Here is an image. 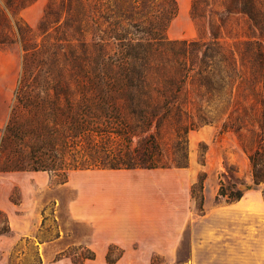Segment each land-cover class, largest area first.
<instances>
[{
    "label": "trees",
    "instance_id": "obj_1",
    "mask_svg": "<svg viewBox=\"0 0 264 264\" xmlns=\"http://www.w3.org/2000/svg\"><path fill=\"white\" fill-rule=\"evenodd\" d=\"M35 1L0 0V50L22 54L0 172L64 184L79 169L187 167L190 131L215 124L251 165L220 179L216 198L264 184V0H192L203 36L191 40L167 37L176 0H49L34 29L20 14Z\"/></svg>",
    "mask_w": 264,
    "mask_h": 264
},
{
    "label": "rangeland",
    "instance_id": "obj_2",
    "mask_svg": "<svg viewBox=\"0 0 264 264\" xmlns=\"http://www.w3.org/2000/svg\"><path fill=\"white\" fill-rule=\"evenodd\" d=\"M48 1L36 0L26 7L20 14L23 20L36 29ZM176 1L178 12L169 24L167 37L189 40L202 37L201 23L191 16L192 0ZM21 55L19 47L0 50V129L15 101ZM188 147L189 165L168 168L169 174L157 178L158 187L152 186L148 178L133 173L141 168L122 169L114 171L117 190L127 194L151 190L178 192L183 198L190 184L189 217L177 252L179 261L172 264H191L188 262L191 256H195L192 264H264V184L249 190L238 202L216 198L220 179L250 176L249 159L236 136L219 134L215 124L204 125L190 131ZM99 172L101 169L96 168L74 170L64 184L45 172H0V210L5 212L11 226L10 233L0 235V264H79L78 255L87 254V249L93 250L96 257L83 264H119L116 261L125 249L112 244L110 251L99 255L92 246L93 224L75 218L70 209L78 196L77 176ZM199 176L205 177L202 191ZM194 184L195 196L191 193ZM138 250L134 244L133 254ZM149 264L169 263L161 255L153 254Z\"/></svg>",
    "mask_w": 264,
    "mask_h": 264
},
{
    "label": "crops",
    "instance_id": "obj_3",
    "mask_svg": "<svg viewBox=\"0 0 264 264\" xmlns=\"http://www.w3.org/2000/svg\"><path fill=\"white\" fill-rule=\"evenodd\" d=\"M120 170L101 169L97 174L77 176L80 178L78 196L70 209L75 218L93 224V249L102 256L112 244L121 246L125 253L116 261L119 264L131 261L149 264L153 254L161 255L169 264L178 262L182 231L189 217L190 184L183 198L178 192L160 190L127 194L117 190L114 180V171ZM133 173L148 178L152 186L158 187L160 183L157 178L169 174L170 169L141 168ZM134 244L139 249L136 254L132 251ZM194 257L191 256L188 262L192 264Z\"/></svg>",
    "mask_w": 264,
    "mask_h": 264
}]
</instances>
